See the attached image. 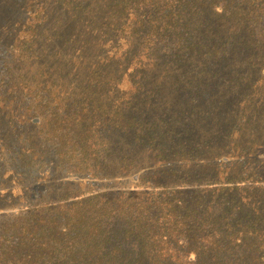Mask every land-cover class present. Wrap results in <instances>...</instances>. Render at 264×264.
<instances>
[{"label":"rangeland","instance_id":"374dc122","mask_svg":"<svg viewBox=\"0 0 264 264\" xmlns=\"http://www.w3.org/2000/svg\"><path fill=\"white\" fill-rule=\"evenodd\" d=\"M112 4L113 0H0V264H12L3 254L17 239L20 214L38 205L48 209L96 192L129 190L145 196L169 188L174 194L185 170L201 175L225 171L231 177L259 170V164L246 162V157L253 160L264 151V130L259 120L249 119L258 116L252 114L256 99L264 101V85L253 70L247 67L235 78V87H228L229 99L217 92L211 98L208 88L205 93L194 88L190 82L195 75L175 76V63L154 51L145 60L147 70L133 79L128 73L137 57L130 53L144 49L134 40L117 42L120 37L109 21L105 27ZM239 60L230 58V65L239 68ZM98 71L100 82L94 79ZM115 106L126 115L137 111L138 125L114 128ZM237 111L241 117L234 116ZM163 118L173 122L159 143L137 146L134 140L153 122L149 120ZM90 130L95 148H103L100 159L105 166L114 157V142L120 140L147 179L140 182L122 170L120 157L108 172L109 177L123 179L71 173L61 160L59 140H80ZM160 146L165 159L157 155L162 153ZM77 155H71L74 163ZM214 178L212 186L229 185L223 175ZM189 185L194 191L201 188L200 182Z\"/></svg>","mask_w":264,"mask_h":264},{"label":"trees","instance_id":"16d2710c","mask_svg":"<svg viewBox=\"0 0 264 264\" xmlns=\"http://www.w3.org/2000/svg\"><path fill=\"white\" fill-rule=\"evenodd\" d=\"M108 21L120 37L117 42L134 40L144 49L130 53L137 57L128 73L133 79L147 70L145 60L154 51L175 63V76L195 75L190 84L204 93L208 88L211 98L223 93L229 99L228 87H235V78L247 67L264 85V0H113L106 28ZM230 58H240V67H232ZM102 77L98 71L94 79L100 82ZM234 97L240 98L235 90ZM99 104L103 105L102 100ZM253 107L257 118H247L259 120L258 127L264 130V101L256 99ZM206 113L212 115V111ZM234 116L241 117V112ZM139 121L137 111L126 115L115 106L114 128L129 125L133 129ZM149 121L153 122L134 140L137 146L159 143L173 122ZM92 131L80 140H59L61 160L71 173L123 179L109 177L108 172L120 157L122 170L140 182L147 179L120 140L114 142V157L105 166L100 159L103 148H95ZM158 149L162 152L158 157L165 159V150ZM246 162L259 164V170L233 177L225 171L201 175L185 170L174 194L169 188L154 189L149 196L129 190L96 192L67 198L73 201L48 209L38 205L20 214L17 239L5 248L3 259L12 264H264V151H258L253 160L246 157ZM218 175L230 180L229 185L212 186ZM191 181L200 182L201 188L194 191Z\"/></svg>","mask_w":264,"mask_h":264}]
</instances>
